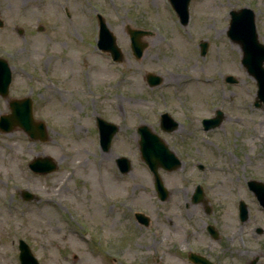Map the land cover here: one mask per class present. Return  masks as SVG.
<instances>
[{"label":"rangeland","instance_id":"1","mask_svg":"<svg viewBox=\"0 0 264 264\" xmlns=\"http://www.w3.org/2000/svg\"><path fill=\"white\" fill-rule=\"evenodd\" d=\"M110 1L0 0V56L12 70L9 97L31 96L34 117L44 116L48 133L42 141L31 139L19 127L0 132V264H20L19 238L28 243L40 264H190L184 253L190 245L211 252L209 258L224 264H246L250 257L247 246L256 245L263 236L254 238L252 229L240 230L224 186L243 164L248 167L251 163L256 171L264 163V113L253 105L255 80L239 65L238 47L226 36L231 10L246 6L253 9L259 38L264 41V0H191L192 20L184 26L191 27L188 29L177 23L168 0ZM99 5L118 21L114 30L120 27V18L127 19L125 9L130 10L127 15L137 14V21L154 14L167 30L157 33L155 43L138 60L128 38L118 34L124 54L122 88L141 102L125 103L126 111L118 116L116 144L107 153L93 145L95 131L87 109L108 112L106 95L112 90L108 75L116 71L91 46L94 42L88 35L77 42V24L63 19L62 12L66 8L71 20L86 21L89 14L102 10ZM41 24L43 30L39 31ZM202 40L209 46L202 57L208 59L204 64L198 53ZM81 48L93 51L87 53L86 66L77 61ZM56 51L69 58L50 60V65L58 64L61 69L55 85V80L43 79L41 60ZM83 69L92 74L90 81ZM146 71L158 72L167 80L168 91L161 93L173 94L176 109V99L185 98L190 109L204 101L224 112L212 135H216L212 138L217 147L206 142L211 156H199L208 167L199 169L196 158H191L176 170L159 169L168 189L163 201L157 198L151 173L138 161V149L129 140L136 124L149 121L155 104L161 106L158 90L164 82L151 89L144 81ZM225 72L235 74L237 83H226ZM1 110L7 111V107L0 97ZM209 113L206 108L204 114ZM56 124L61 126V134ZM118 152L134 160L130 172L123 175L114 163ZM44 155L51 156L57 168L45 174L31 171L28 161ZM198 179L213 186L202 201L193 203L191 194ZM24 188L37 198L22 199ZM206 207L209 212H204ZM137 210L150 217L147 226L136 223L133 211ZM208 223L215 227L221 223L219 239L208 236ZM215 253L221 255L217 258Z\"/></svg>","mask_w":264,"mask_h":264},{"label":"flooded vegetation","instance_id":"2","mask_svg":"<svg viewBox=\"0 0 264 264\" xmlns=\"http://www.w3.org/2000/svg\"><path fill=\"white\" fill-rule=\"evenodd\" d=\"M152 12V9L146 5ZM148 9V10H149ZM119 15H115V18L119 20ZM70 18L71 15H68ZM127 19H121L120 18V27L116 30L113 29L115 22H118L111 18V15L106 14L103 16L104 21L107 25V27L111 30V32L115 35L116 38V44L122 48V45L117 40L118 34H122L123 36H126L130 38L131 31L133 29H139L145 32V34L142 36L143 39L145 37H149L151 39H147L146 41V49L149 47L150 44L155 43V37H158L159 34L157 33H165L167 30H164L162 26V22L159 20V18H156L154 14L152 15H144L143 18H139L137 21L136 17L137 14H133L131 16H125ZM155 17V18H154ZM136 18V19H135ZM132 21H128L131 20ZM75 21L78 27V37L75 35L76 38H79L80 41L84 40V34L88 35L90 38L93 39V42L96 40V35L99 30V24H98V16L94 15H88L86 21L84 19H75L70 20ZM128 21V22H127ZM133 22V23H131ZM81 26V27H80ZM75 29V28H74ZM157 35V36H155ZM165 36V35H162ZM88 37V38H89ZM78 42V40H77ZM88 43V42H87ZM239 54L237 56L239 64H241L240 61V51L241 46L238 42H235ZM81 51L79 52L78 58L79 62L78 64L81 66H86L87 63L85 60V54L87 55V50L81 48ZM96 50L98 53L102 54L104 58L107 60V62L114 66V69L116 73L111 76L108 75V77H111V83L110 86L112 90H108V100L110 101V105H108L109 109L108 112L102 113V116L106 120H110L114 122L117 126L116 132L112 136L110 140V145L113 146L116 144V136L119 135V125L120 121L118 120L119 114L121 115L123 112L126 111L125 103H140V98H135L132 94H125L124 90L122 88V84L125 80V77H123L122 72H120L121 68L120 66L123 65V58H121L118 61H115L110 52L108 50L101 51L96 47ZM60 58L63 56L65 59H68V55H63L60 52H55L54 54L49 53L44 59H42L41 64V70L43 77H51L53 76L55 78L54 84L56 85V81L60 79L61 75V69L58 66L50 65V60L52 58ZM200 56L204 57L205 53L202 54L200 52ZM234 59L236 61V56H234ZM46 60V61H45ZM78 61V60H77ZM204 64V62H203ZM50 65V66H49ZM159 74V73H158ZM83 76H86L85 79L88 81V78L91 79V74L89 72L83 71ZM159 82L154 85L158 88L161 86V84L164 82V84L161 86L163 89H159V96L161 98V106L158 107L157 104H155V109L153 108V112L151 114V117H149V121H144L142 123H138L135 126L134 132L130 133V143H134L136 148H139L140 145V135L137 132L138 125L146 124L152 132L156 133L164 142L171 148V149H180L181 153L187 158V160L191 158H201L200 155L203 156L206 159H209L211 156V150H206L205 144L208 142L209 144H214L215 142L212 137L214 134V130L218 127H212V128H205V126L202 124V118L206 116H211L215 112L216 107L215 106H209L205 105V102L197 103L199 104L196 108L192 106V108H188L186 104H188L187 100L184 99H176L177 108L172 104V98L173 94L168 93L165 95L164 93H161V91H168L167 88V80L164 79L163 75H160ZM144 81L147 84V81L144 78ZM154 86H149L154 88ZM56 89V88H55ZM54 89V90H55ZM86 93L85 96L87 97L88 94ZM114 104V106L112 105ZM196 105V104H194ZM54 107V106H53ZM206 108H209L210 113L204 114V111ZM62 109V108H61ZM195 109V110H194ZM55 110V109H54ZM107 111V109H105ZM58 111V105L57 109ZM140 114V112H138ZM163 113L169 114L168 120H165L163 117ZM98 113H96L97 115ZM171 118V119H170ZM95 117L90 120V123H95ZM174 121L177 122L174 126ZM196 121V124L194 123ZM97 136V133H94ZM97 145L99 146V141H96ZM129 143V142H128ZM206 155V156H205ZM193 156V157H191ZM202 157V158H203ZM184 159V157H183ZM205 159V160H206ZM249 162V161H247ZM259 166V165H258ZM255 167L250 165L247 167L246 164H243V166L238 170V172L234 173L231 177V180H229V183H225L226 187L224 186L225 190L224 192L227 193V197H231V205L233 208V214H234V220L235 223L240 227V230H246V229H252L253 230V237L256 238L258 235L263 236V238H260V242L256 245H248L246 250L249 252L250 257L247 259L246 264H264V163L260 165V167L254 171ZM204 169V167H203ZM204 181V180H203ZM222 184V183H221ZM213 185L208 183V181H204V184L201 185L202 191L204 196L208 195V190L210 191V188ZM208 189V190H207ZM211 192V191H210ZM218 200V198H217ZM215 230L217 231V239H219V236L221 234L220 231L217 229H220L221 223L215 224ZM206 232L209 237L210 234L206 228ZM220 232V233H219ZM222 235V234H221ZM212 239V237H211ZM252 243V240L249 241ZM199 254H202L206 256L211 261L217 263V264H223L220 259L213 260L210 257L211 252L204 253L202 251H196ZM217 258L221 255L219 253H215ZM186 259H188V253L186 254ZM194 264V263H192ZM226 264H232L231 262H228Z\"/></svg>","mask_w":264,"mask_h":264},{"label":"water","instance_id":"3","mask_svg":"<svg viewBox=\"0 0 264 264\" xmlns=\"http://www.w3.org/2000/svg\"><path fill=\"white\" fill-rule=\"evenodd\" d=\"M173 5L176 7L177 11L182 17V20L185 21L187 19L188 11L187 6L189 0H171ZM103 25V23H102ZM228 36L234 40L241 42L243 48V57L242 62L245 67L249 71V73L253 74L256 78L257 82V97L258 99L255 101V105H259V100L263 101L264 105V44L260 43L257 39V32L254 23V13L249 8H241L239 11H231V20L230 26L228 30ZM108 41V43H106ZM106 44L111 45L112 51L115 53V56L119 58L120 54L116 48L114 37L110 33L108 35L107 30L102 26V31L99 40V46H106ZM145 44L140 42L137 34H131V47L133 53L136 57H139L142 53ZM152 76H149V78ZM10 80V70L7 66V63L0 58V93L2 95L7 94L8 83ZM227 80L233 81L232 76H228ZM11 113L7 115H2L0 117V127L9 131L14 126L18 125L24 131H26L32 138L39 137L40 139H45V130L42 124L34 123L32 114H31V103L28 98L22 99H13L10 103ZM217 116L215 118L208 119V124L210 126L216 125L220 121L221 112H217ZM100 121V131L103 143L107 144L111 133H107L106 123L102 120ZM105 123V124H104ZM110 129L114 130L113 126H109ZM142 132V156L146 163L151 167L155 174V188L157 190L158 196L161 199H164L167 195V190L162 184V181L157 174V167L163 166L169 170L174 169L178 166L177 160L174 158L173 154L167 150L165 145L159 144L154 145L151 144L150 137L153 134H149L143 128ZM154 136V135H153ZM152 139V137H151ZM153 140V139H152ZM119 164H121L122 170H128V164L124 160V158L118 159ZM29 166L39 172H48L54 170L56 164L53 162L51 157L43 156L36 157L30 163ZM194 200H197L199 197V189L196 191L194 195ZM22 197L24 199H31L33 195L28 191L22 192ZM141 222L146 223L147 218L141 214L137 215ZM20 248V260L22 264H39L36 258L31 254L28 245L20 240L19 244Z\"/></svg>","mask_w":264,"mask_h":264},{"label":"bare ground","instance_id":"4","mask_svg":"<svg viewBox=\"0 0 264 264\" xmlns=\"http://www.w3.org/2000/svg\"><path fill=\"white\" fill-rule=\"evenodd\" d=\"M76 153L80 155V152L79 151H77Z\"/></svg>","mask_w":264,"mask_h":264}]
</instances>
